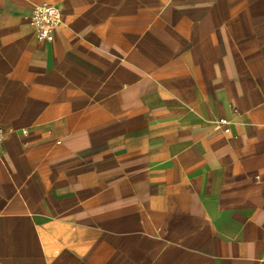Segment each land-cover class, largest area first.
Returning a JSON list of instances; mask_svg holds the SVG:
<instances>
[{
    "label": "crops",
    "instance_id": "obj_1",
    "mask_svg": "<svg viewBox=\"0 0 264 264\" xmlns=\"http://www.w3.org/2000/svg\"><path fill=\"white\" fill-rule=\"evenodd\" d=\"M0 124V264H264V0H0Z\"/></svg>",
    "mask_w": 264,
    "mask_h": 264
},
{
    "label": "built area",
    "instance_id": "obj_2",
    "mask_svg": "<svg viewBox=\"0 0 264 264\" xmlns=\"http://www.w3.org/2000/svg\"><path fill=\"white\" fill-rule=\"evenodd\" d=\"M61 23V9L54 4L42 3L36 5L31 14V24L37 38L45 43L54 39L55 31ZM218 125L227 123L225 119L215 121ZM228 131V129H225ZM26 133V131H23ZM6 130L0 124V147L5 139Z\"/></svg>",
    "mask_w": 264,
    "mask_h": 264
}]
</instances>
